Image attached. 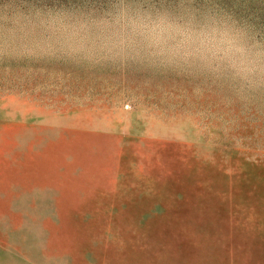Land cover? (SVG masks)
<instances>
[{"label": "rangeland", "instance_id": "rangeland-1", "mask_svg": "<svg viewBox=\"0 0 264 264\" xmlns=\"http://www.w3.org/2000/svg\"><path fill=\"white\" fill-rule=\"evenodd\" d=\"M0 264H264V0H0Z\"/></svg>", "mask_w": 264, "mask_h": 264}]
</instances>
